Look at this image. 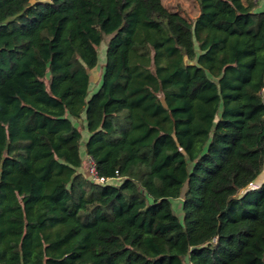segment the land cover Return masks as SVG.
I'll return each mask as SVG.
<instances>
[{
	"label": "trees",
	"instance_id": "trees-1",
	"mask_svg": "<svg viewBox=\"0 0 264 264\" xmlns=\"http://www.w3.org/2000/svg\"><path fill=\"white\" fill-rule=\"evenodd\" d=\"M31 1L0 0V264H264V4Z\"/></svg>",
	"mask_w": 264,
	"mask_h": 264
},
{
	"label": "rangeland",
	"instance_id": "rangeland-1",
	"mask_svg": "<svg viewBox=\"0 0 264 264\" xmlns=\"http://www.w3.org/2000/svg\"><path fill=\"white\" fill-rule=\"evenodd\" d=\"M162 1L167 8H169L172 11L180 12L182 15H184L185 17H187L191 21H194L199 15V6H198V3L196 0H162ZM46 2H50V0H32L31 1L32 4L46 3ZM259 3H260V6H263L264 0H259ZM103 50H104V46L101 47V49L99 51L101 63L105 62V53L103 52ZM98 69L91 73V75H92V87H93L92 94L97 90L96 88H98V86H99V81H100L99 72H100V70H98ZM81 172L83 173L84 176L88 177V175H87V164L84 166L83 169H81ZM262 178H263V176L259 179V181H261ZM258 187H259L258 184H254V185L250 186V189L251 188L254 189V188H258ZM181 203H182V199H179L177 201L176 200L172 201L173 210L178 217H182Z\"/></svg>",
	"mask_w": 264,
	"mask_h": 264
},
{
	"label": "built area",
	"instance_id": "built-area-1",
	"mask_svg": "<svg viewBox=\"0 0 264 264\" xmlns=\"http://www.w3.org/2000/svg\"><path fill=\"white\" fill-rule=\"evenodd\" d=\"M87 172H88V178L96 184L104 185L110 182V179H106L104 177H101L98 175L94 160L91 157H87ZM117 181H121V178H116Z\"/></svg>",
	"mask_w": 264,
	"mask_h": 264
},
{
	"label": "water",
	"instance_id": "water-1",
	"mask_svg": "<svg viewBox=\"0 0 264 264\" xmlns=\"http://www.w3.org/2000/svg\"><path fill=\"white\" fill-rule=\"evenodd\" d=\"M185 263H186V264L189 263V259H188V257L185 258Z\"/></svg>",
	"mask_w": 264,
	"mask_h": 264
},
{
	"label": "clouds",
	"instance_id": "clouds-1",
	"mask_svg": "<svg viewBox=\"0 0 264 264\" xmlns=\"http://www.w3.org/2000/svg\"><path fill=\"white\" fill-rule=\"evenodd\" d=\"M254 189H256V188H254Z\"/></svg>",
	"mask_w": 264,
	"mask_h": 264
}]
</instances>
